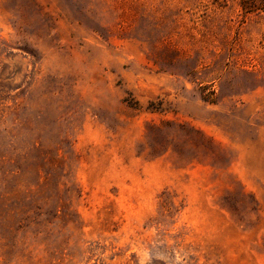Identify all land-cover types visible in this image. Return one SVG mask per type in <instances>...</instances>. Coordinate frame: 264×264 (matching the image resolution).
<instances>
[{
    "label": "rangeland",
    "instance_id": "obj_1",
    "mask_svg": "<svg viewBox=\"0 0 264 264\" xmlns=\"http://www.w3.org/2000/svg\"><path fill=\"white\" fill-rule=\"evenodd\" d=\"M241 1L0 0V264H264Z\"/></svg>",
    "mask_w": 264,
    "mask_h": 264
},
{
    "label": "trees",
    "instance_id": "obj_2",
    "mask_svg": "<svg viewBox=\"0 0 264 264\" xmlns=\"http://www.w3.org/2000/svg\"><path fill=\"white\" fill-rule=\"evenodd\" d=\"M255 0L253 1H248V0H242L241 1V7L243 8V10L246 12V13H249L252 11L251 9V5L250 4H255Z\"/></svg>",
    "mask_w": 264,
    "mask_h": 264
}]
</instances>
